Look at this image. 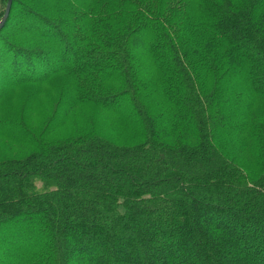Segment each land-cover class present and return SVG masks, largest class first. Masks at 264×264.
I'll use <instances>...</instances> for the list:
<instances>
[{"label": "trees", "instance_id": "obj_1", "mask_svg": "<svg viewBox=\"0 0 264 264\" xmlns=\"http://www.w3.org/2000/svg\"><path fill=\"white\" fill-rule=\"evenodd\" d=\"M144 60L167 90H148ZM87 70L94 88L122 90L107 111L126 143L97 134L45 142L77 107L65 109L60 91L56 122L41 140L32 129V152L0 161V264H264V0L12 1L0 31V115L21 82ZM236 73L245 76L233 87ZM205 75L216 79L212 93ZM3 126L0 116V136Z\"/></svg>", "mask_w": 264, "mask_h": 264}, {"label": "rangeland", "instance_id": "obj_2", "mask_svg": "<svg viewBox=\"0 0 264 264\" xmlns=\"http://www.w3.org/2000/svg\"><path fill=\"white\" fill-rule=\"evenodd\" d=\"M97 10L98 8L95 9V13H89L90 15H88L87 21L89 19H94L98 17ZM86 25L87 22L86 19H84V25L82 26L81 29L83 35H88L92 31V30H89L90 32L86 31L88 34L85 33L84 27ZM91 26H92V22H91ZM95 27L99 29V25L96 22H95ZM24 31L32 35L34 33L40 32L32 25L26 27ZM95 34L96 33H94V35ZM79 37H80L79 35L77 37L75 36L74 41L72 42L73 45L79 39ZM58 44H60V42ZM41 46L43 47L44 45H40V47ZM79 46H81V42L79 43ZM39 50L43 51L44 49L40 48ZM88 50L91 51V48H88ZM81 58L77 63H85L84 67L87 65L86 64L87 62L88 65L91 64L90 68L94 65L92 58H88V57H85V59L83 58L81 59ZM151 66L152 65L146 60L140 63L141 68L142 67L143 69L149 68L148 75L150 79L155 78L153 87L148 90H155L154 86H157L156 87L157 90H164V88L165 90H167L169 87H166V85L164 86L163 85L164 81L162 80L166 78L157 75L155 71L153 73V70H156L157 68L154 67L152 68ZM73 67H75V64H73ZM244 70L245 72L247 71L246 69ZM89 74H93L92 71L87 70L84 72V74L82 72V74L77 76L78 78L73 77L71 75L68 76L67 74H61L55 76L54 78H51L45 84L43 83L33 84L32 81H23L20 83L21 85L9 89L7 94L8 95L7 97H9L7 98L8 102L7 104L4 103V105H2V113L0 115L2 117V121L4 123L3 127L5 130L4 133L5 136H0V161L12 159V158H24L32 152V147L36 145L34 139L32 138V129L36 131V134L38 136H40V138H36V140H41V137L44 135V133H46L47 127L50 129L52 124L56 122V121L53 122V120L50 121L51 120L50 117L53 112V107H54L53 105L55 104L54 102L58 99V98L56 99V97L60 91L63 92L62 99L66 102L65 109L66 107L68 108V106L70 105H76L77 107L73 111H69L70 115L68 121L66 122L65 120V122L62 124L61 128L58 131H53L49 135L48 133H46L45 137H42L44 138L45 142L46 141L58 142L66 138L68 139L74 138L85 134H89V135L97 134L105 137L106 139L118 138L120 143H126V141L124 142L125 133L120 131L116 127V125H114L113 123L114 117L112 116L113 113H109L107 111L110 109L108 106H110V103L113 100V99L109 100L112 96L111 94H115L118 91H122V90H117L114 85L113 86L108 85L109 86L108 90H98L97 87L94 88V85L96 83V81L93 80L94 77L89 76ZM244 76L245 73L233 74L231 76L232 78H230L228 82L231 83L233 80L232 84L230 85L233 86L234 84L236 86L237 80L235 79H239L240 77H244ZM203 78H204L205 86L208 89L206 90L207 93H212L215 87L214 80L216 79L212 75H205ZM256 79H260L261 81L264 80V70L263 72L258 73ZM74 80L75 82L76 81L80 82L81 80V83H79L77 87H75ZM230 85L227 87L229 93L235 91L234 88L232 87L230 88ZM65 86H66L65 90H62L61 88ZM240 93L242 92H240L239 90L236 96L240 97ZM80 95L85 100H91L92 103L87 101L86 103L83 102L79 104L77 100ZM101 96L103 97L99 98ZM239 97L237 99H239ZM105 98L107 101L104 102V106L106 107H104V109L101 110L97 107L96 103L99 100L102 101ZM232 99L229 98L228 100H232ZM243 99L246 100L247 97L244 96ZM262 101H264V99H261V103ZM234 102L235 104L233 105L231 104L232 107L230 108V116L225 117V121H226L225 128L227 127L226 135L229 138H231L232 133L236 128L234 127V123H236L234 117L239 112L238 108L241 107L240 104L238 103V100ZM64 111L65 113L67 112V110ZM20 124H22L23 126L25 125L28 126L30 130L22 129L20 127ZM89 124H91V127L89 126ZM31 139H32V147L26 146ZM125 140H128V136L125 138ZM236 161L244 165L249 164V161L241 156H239L236 159ZM252 164L254 167L258 168L260 166L258 158H252ZM44 189L46 188L44 187ZM53 189H54L53 187H49V190H53ZM12 250L14 256H19L20 252L22 251V248L19 247L15 249L12 248Z\"/></svg>", "mask_w": 264, "mask_h": 264}, {"label": "water", "instance_id": "obj_3", "mask_svg": "<svg viewBox=\"0 0 264 264\" xmlns=\"http://www.w3.org/2000/svg\"><path fill=\"white\" fill-rule=\"evenodd\" d=\"M12 1L13 0H8L5 14L2 17V19L0 20V31L3 28V26L5 25V23H6L7 19H8V16H9V13H10V10H11Z\"/></svg>", "mask_w": 264, "mask_h": 264}]
</instances>
